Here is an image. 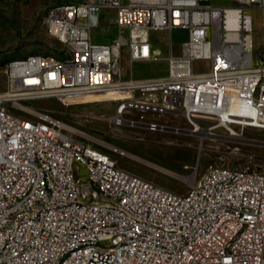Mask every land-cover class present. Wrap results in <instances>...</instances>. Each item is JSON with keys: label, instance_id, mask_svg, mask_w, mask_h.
Segmentation results:
<instances>
[{"label": "built area", "instance_id": "obj_1", "mask_svg": "<svg viewBox=\"0 0 264 264\" xmlns=\"http://www.w3.org/2000/svg\"><path fill=\"white\" fill-rule=\"evenodd\" d=\"M225 6L213 0H56L45 19L49 34L60 43L57 52L73 61L35 57L9 60L6 89L0 93V264H54L61 250L96 238L99 249L68 259L66 264H264V172L210 166L200 183L177 193L120 168L106 152L79 139L64 122L46 112L17 115L8 102L94 95L113 100L110 121L117 125L144 123L146 114L182 118L191 131L212 134L249 128L264 129V67L254 59L253 8L264 0H233ZM110 23L116 33L96 42L94 30ZM187 30L176 53L172 32ZM168 32V53L154 47V32ZM132 63L164 59L166 75L125 77L122 57ZM201 62V63H198ZM137 114V121H129ZM162 128V126H161ZM196 133V132H194ZM54 163L57 180H48ZM44 181L35 188V171ZM85 174L102 177L101 188L126 184L135 199L105 200ZM213 176V185H205ZM225 182L223 196L215 185ZM47 191L48 202L35 207V194ZM202 195L200 205H188ZM140 203L161 212V220L142 219ZM190 211V219L166 224L167 212ZM216 213L213 226L201 229L197 241L179 246V253L132 239L148 229L178 244L189 226Z\"/></svg>", "mask_w": 264, "mask_h": 264}, {"label": "rangeland", "instance_id": "obj_2", "mask_svg": "<svg viewBox=\"0 0 264 264\" xmlns=\"http://www.w3.org/2000/svg\"><path fill=\"white\" fill-rule=\"evenodd\" d=\"M56 0H0V93L6 89V63L30 53L61 56L60 43L46 28L50 4ZM218 5H233V0H213ZM254 59L264 67V8H253ZM116 29L107 22L94 30L96 42H109ZM187 37L184 28L172 32L174 51H180ZM168 32H154L152 43L167 55ZM201 63V62H198ZM125 77L145 78L166 75L164 59L132 63L126 51L122 57ZM94 95L62 100L48 98L8 102L13 113L32 117V112L49 113L71 128L84 142L108 153L117 165L177 193H186L210 166L259 170L264 172V129L249 128L240 137L224 132L209 134L191 131L180 117L146 114L162 128L144 123L117 125L110 121L113 100ZM137 121V114H129Z\"/></svg>", "mask_w": 264, "mask_h": 264}, {"label": "bare ground", "instance_id": "obj_3", "mask_svg": "<svg viewBox=\"0 0 264 264\" xmlns=\"http://www.w3.org/2000/svg\"><path fill=\"white\" fill-rule=\"evenodd\" d=\"M49 15L50 12L46 19H48ZM50 35L52 36V34ZM73 55H75V48H68V54H62L61 56L48 55V57H53L55 61H73ZM35 57H46V54H35ZM160 127V124L154 123V129H159ZM193 132L212 134L210 131L202 129ZM228 134L232 137H236V131H228ZM46 174L48 180H57L54 163H47ZM243 174L244 169L236 168V175ZM43 181L44 169H37V171H35V188H40ZM85 181L88 182L91 187L99 188V196L105 197V200H115L118 197L122 199H135L134 189L130 186H126V184H119V187L114 189L101 188L102 177L94 176L93 174H85ZM196 183H200V179ZM205 185H213V176H206ZM223 190H225V182H218V184L215 185V196H223ZM47 202V191H40L38 194H35V207H43ZM201 203L202 195H191L188 198V205H200ZM140 210H147V203H140ZM142 219L161 220V212L154 210L144 211L142 212ZM181 219H190V211L167 212L166 224H180ZM216 221V213L205 214V217L201 219V221H198V226H189L184 237L178 239V244H172L171 238L165 235H154V233L148 231V229H137V231L132 232V239L145 242L146 244H154L158 247L170 248V253H179V246H190L191 241H197V237H200L201 229H205L206 226H213ZM88 246L91 249H99V255H107V247H101V242H99L98 239L89 238L88 241H80L79 243L71 244L67 250H61L60 253L54 257V264H66L68 259H75L76 255L85 254L88 250Z\"/></svg>", "mask_w": 264, "mask_h": 264}, {"label": "crops", "instance_id": "obj_4", "mask_svg": "<svg viewBox=\"0 0 264 264\" xmlns=\"http://www.w3.org/2000/svg\"><path fill=\"white\" fill-rule=\"evenodd\" d=\"M178 29H181V28H178Z\"/></svg>", "mask_w": 264, "mask_h": 264}]
</instances>
